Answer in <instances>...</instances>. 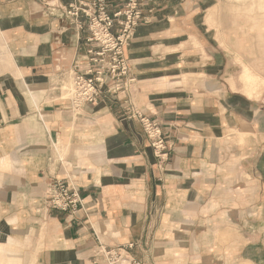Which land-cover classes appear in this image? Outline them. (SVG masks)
I'll list each match as a JSON object with an SVG mask.
<instances>
[{
    "label": "crops",
    "instance_id": "0c3cea01",
    "mask_svg": "<svg viewBox=\"0 0 264 264\" xmlns=\"http://www.w3.org/2000/svg\"><path fill=\"white\" fill-rule=\"evenodd\" d=\"M74 1L0 0V264H104L99 246L128 243L141 264H264V0H145L129 89L80 107L61 87L89 45ZM55 179L74 212L47 206Z\"/></svg>",
    "mask_w": 264,
    "mask_h": 264
},
{
    "label": "built area",
    "instance_id": "2783aa9c",
    "mask_svg": "<svg viewBox=\"0 0 264 264\" xmlns=\"http://www.w3.org/2000/svg\"><path fill=\"white\" fill-rule=\"evenodd\" d=\"M144 3L145 0H124L121 8L114 12H109L108 0H75L61 8V15L71 21L77 30L86 27L89 32L83 67L75 65L67 70L72 81L70 100L75 107L97 102L102 90L116 93L129 89L133 78H129V65L123 49L137 25L145 21L142 14ZM132 115L139 118L154 155L164 159L166 145L157 124L138 111ZM78 202L77 193L65 181L55 179L49 184L48 207L74 212ZM131 247L129 243L117 248L99 246L95 256H101L104 264H141L129 259L126 254L125 251Z\"/></svg>",
    "mask_w": 264,
    "mask_h": 264
},
{
    "label": "rangeland",
    "instance_id": "374dc122",
    "mask_svg": "<svg viewBox=\"0 0 264 264\" xmlns=\"http://www.w3.org/2000/svg\"><path fill=\"white\" fill-rule=\"evenodd\" d=\"M67 77H69V83H66L67 82ZM62 78V80H63V83H64V86L66 87V89L67 90H65L64 92H63V96L64 97H72V96H70V91H68V89L72 86V84H71V78H70V76H69V74H65L63 77H61ZM61 86H63V84H62V81H61ZM62 90H63V88H62Z\"/></svg>",
    "mask_w": 264,
    "mask_h": 264
},
{
    "label": "bare ground",
    "instance_id": "6f19581e",
    "mask_svg": "<svg viewBox=\"0 0 264 264\" xmlns=\"http://www.w3.org/2000/svg\"><path fill=\"white\" fill-rule=\"evenodd\" d=\"M68 79H67V82L66 83H69L68 81H69V77H67ZM62 84H63V91H65V90H67L66 89V87L64 86V83H63V80H62ZM71 84H72V81H71ZM71 90H72V86L68 89V91H70V93H71Z\"/></svg>",
    "mask_w": 264,
    "mask_h": 264
}]
</instances>
